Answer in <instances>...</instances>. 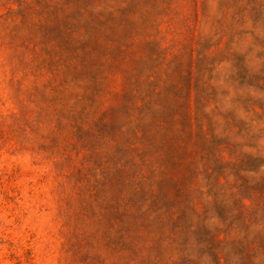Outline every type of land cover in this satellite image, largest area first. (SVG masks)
<instances>
[{
  "label": "rangeland",
  "instance_id": "rangeland-1",
  "mask_svg": "<svg viewBox=\"0 0 264 264\" xmlns=\"http://www.w3.org/2000/svg\"><path fill=\"white\" fill-rule=\"evenodd\" d=\"M0 264H264V0H0Z\"/></svg>",
  "mask_w": 264,
  "mask_h": 264
}]
</instances>
